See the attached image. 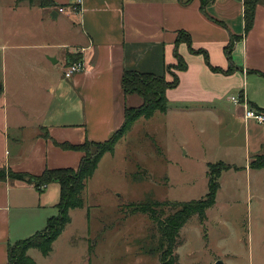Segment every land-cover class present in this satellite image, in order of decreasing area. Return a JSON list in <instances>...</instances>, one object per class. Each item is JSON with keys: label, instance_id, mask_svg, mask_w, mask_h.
Instances as JSON below:
<instances>
[{"label": "rangeland", "instance_id": "1", "mask_svg": "<svg viewBox=\"0 0 264 264\" xmlns=\"http://www.w3.org/2000/svg\"><path fill=\"white\" fill-rule=\"evenodd\" d=\"M69 22L71 18L63 15L51 20L38 0L32 4L0 0V85L5 88L0 102L3 98L8 106L46 102L47 87L38 86L40 78L47 80L50 72L55 80L61 68L51 66L43 55L56 53L58 44L74 39ZM33 70L42 72L33 74ZM44 71L46 76L40 74ZM163 75L170 79L169 73ZM53 98L49 97V109L55 120L78 121L74 102L59 92ZM214 106L204 115L156 112L140 119L112 152L102 156L82 191L83 205L69 210L70 221L51 251L42 255L32 248L27 255L35 264H158L160 232L147 214L131 212L130 203L202 198L208 188V163L224 161L238 168L222 171L215 203L206 209L205 218L201 221L193 214L180 229L177 264H264V167H248L261 143L256 156L264 158V122L250 119L245 124L235 117V108L238 112L242 108L232 100ZM11 114L7 123L0 115V137L18 119ZM5 150L1 144L0 152ZM55 188L59 196V187L57 193ZM46 205L39 230L57 214L55 205ZM27 219L14 215L13 232L20 231V223Z\"/></svg>", "mask_w": 264, "mask_h": 264}, {"label": "crops", "instance_id": "2", "mask_svg": "<svg viewBox=\"0 0 264 264\" xmlns=\"http://www.w3.org/2000/svg\"><path fill=\"white\" fill-rule=\"evenodd\" d=\"M52 1L55 5H38L51 20H59L61 15L71 18L69 31L74 39L58 44L60 49L56 53L43 57L51 66H60L63 73L68 62L66 54L77 51L84 69L66 82L61 73L55 80H51L50 72L47 80L41 77L38 86L47 87L48 94L44 103L15 102L8 106L2 99L3 122L7 123L10 113L18 115V119L8 127V133L0 137V145L6 147L0 152V168L39 175L45 169L76 167L82 153L62 149L53 140L77 144L108 139L121 126L125 107L142 103L139 95L124 94L123 71L163 75L166 65L176 61L173 50L179 30L189 33L194 49L207 53L211 66L231 71H212L202 54H193L186 43H180L177 50L187 68L177 72L178 85L166 90L168 108L164 114L190 117L212 113L213 108H217L215 104L224 99L231 101L229 96L236 94L248 108L264 115V0H257L253 24L247 33H244L243 0H211L205 4V12L201 10L200 0H80L78 11L68 8L63 14L58 7H69L76 4V0ZM232 35L238 38L227 53L225 46ZM39 72L42 71H32L33 74ZM45 73L47 71L40 74L46 76ZM4 89L1 85L0 93L4 94ZM56 92L75 103L79 110L78 121H59L51 116L49 100L54 99ZM237 105L242 110L238 112L236 107L235 117L246 124L250 119L244 118L243 105ZM260 149L262 143L252 156L258 155ZM226 164L234 170L238 168L233 163ZM49 187L52 190L46 191ZM54 187L57 193V182L38 191L23 180L9 177L0 180V264L7 263L9 245L42 230L38 228L44 223L46 204L53 207L55 198H59ZM16 214L28 219L21 222L20 231L14 233L11 222ZM31 251L32 248L28 250L29 255Z\"/></svg>", "mask_w": 264, "mask_h": 264}, {"label": "trees", "instance_id": "3", "mask_svg": "<svg viewBox=\"0 0 264 264\" xmlns=\"http://www.w3.org/2000/svg\"><path fill=\"white\" fill-rule=\"evenodd\" d=\"M26 1L30 4L35 2V0ZM200 1L201 10L205 12L204 6L211 0ZM256 3L257 0H243L244 33H247L252 27ZM38 4L40 6L55 5L52 0H38ZM213 20L224 25L220 20L215 18ZM237 38L238 36H230L229 43L225 46L227 53H229L233 41ZM182 42L186 43L191 53L202 54L212 71L224 73L231 71L230 68L222 70L221 68L211 66L207 53L203 49H194L189 33L179 30L176 33L173 50L176 61L175 63L167 64L165 68V72L169 73L170 79L164 75H156L151 72L137 70L123 71L121 87L124 94H137L142 98V103L136 107H125L124 120L121 126L108 139L100 142L85 140L77 144L53 140L54 144L62 149L76 150L82 153L76 167L45 169L39 175L17 172L6 167L0 168V180H5L7 177L23 180L33 184L38 191L51 182H57L59 185V198L55 204L57 214L47 218L44 230L37 231L9 245L7 250L8 259L5 264H34V260L26 253L30 248H36L42 255H47L52 249L53 241L70 221L69 210L83 205L82 191L86 181L94 173L102 156L114 150L116 143L131 129L136 121L139 119H149L156 112L165 113L167 111L168 100L166 98V90L178 85L179 76L177 72L187 68L184 58L177 50L178 45ZM67 56V64L81 58V54L77 51L68 52ZM44 135L48 137V134ZM249 166L255 169L264 167V158L253 157L249 162ZM229 168L230 165L224 162L209 164L207 193L202 198L172 202L150 199L144 202L130 203L133 208L131 212L147 214L160 232L162 245L158 264H177L175 248L180 229L193 214H197L201 221L205 218L206 209L215 203L216 193L219 188L218 179L222 171Z\"/></svg>", "mask_w": 264, "mask_h": 264}, {"label": "built area", "instance_id": "4", "mask_svg": "<svg viewBox=\"0 0 264 264\" xmlns=\"http://www.w3.org/2000/svg\"><path fill=\"white\" fill-rule=\"evenodd\" d=\"M80 0H76V4L69 6L68 8L72 11H78V4ZM66 7L64 6H59L58 11L59 12H65ZM84 69V63L82 59L80 58L77 61H74L72 63L66 64L65 67L63 68V75L67 78L71 77L73 74L78 73ZM230 99L236 103V104H242L244 107V118H249V119H254L259 123L264 122V115L256 112L255 110L248 108L246 106V103L242 98L239 96H230Z\"/></svg>", "mask_w": 264, "mask_h": 264}, {"label": "water", "instance_id": "5", "mask_svg": "<svg viewBox=\"0 0 264 264\" xmlns=\"http://www.w3.org/2000/svg\"><path fill=\"white\" fill-rule=\"evenodd\" d=\"M52 61H55L54 59H51ZM0 87H1V85H0ZM217 264V263H216Z\"/></svg>", "mask_w": 264, "mask_h": 264}]
</instances>
